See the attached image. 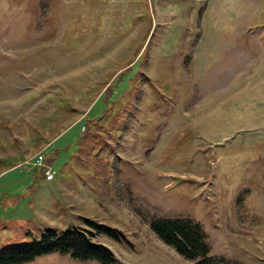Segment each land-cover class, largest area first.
<instances>
[{"label": "rangeland", "instance_id": "1", "mask_svg": "<svg viewBox=\"0 0 264 264\" xmlns=\"http://www.w3.org/2000/svg\"><path fill=\"white\" fill-rule=\"evenodd\" d=\"M153 217L264 264V0H0V250L79 226L113 264H195Z\"/></svg>", "mask_w": 264, "mask_h": 264}, {"label": "trees", "instance_id": "2", "mask_svg": "<svg viewBox=\"0 0 264 264\" xmlns=\"http://www.w3.org/2000/svg\"><path fill=\"white\" fill-rule=\"evenodd\" d=\"M87 224L115 240H121L123 237L114 227L90 221H87ZM149 225L158 238L172 246L186 259L192 260L195 264H216L214 256L210 254L206 233L198 221L189 217H153ZM92 235L90 229L79 226L60 230L46 226L38 240L12 244L1 249L0 264H22L53 251L69 253L81 261L113 264L115 258L111 249L104 243L94 240Z\"/></svg>", "mask_w": 264, "mask_h": 264}, {"label": "built area", "instance_id": "3", "mask_svg": "<svg viewBox=\"0 0 264 264\" xmlns=\"http://www.w3.org/2000/svg\"><path fill=\"white\" fill-rule=\"evenodd\" d=\"M34 165L42 168V173L46 180H51L54 176L50 165L44 163L42 155H37L34 161Z\"/></svg>", "mask_w": 264, "mask_h": 264}, {"label": "crops", "instance_id": "4", "mask_svg": "<svg viewBox=\"0 0 264 264\" xmlns=\"http://www.w3.org/2000/svg\"><path fill=\"white\" fill-rule=\"evenodd\" d=\"M54 178L52 180H46V179H44V180H45V182H49L50 183V182H52L54 180Z\"/></svg>", "mask_w": 264, "mask_h": 264}]
</instances>
